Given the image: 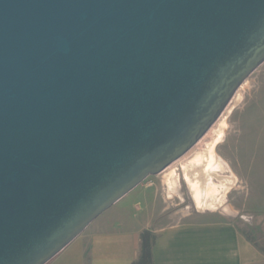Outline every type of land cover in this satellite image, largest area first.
Here are the masks:
<instances>
[{
  "label": "water",
  "instance_id": "water-1",
  "mask_svg": "<svg viewBox=\"0 0 264 264\" xmlns=\"http://www.w3.org/2000/svg\"><path fill=\"white\" fill-rule=\"evenodd\" d=\"M263 62L264 0H0V264L48 263Z\"/></svg>",
  "mask_w": 264,
  "mask_h": 264
},
{
  "label": "rangeland",
  "instance_id": "rangeland-1",
  "mask_svg": "<svg viewBox=\"0 0 264 264\" xmlns=\"http://www.w3.org/2000/svg\"><path fill=\"white\" fill-rule=\"evenodd\" d=\"M210 151L219 165L211 172L218 191L199 206L185 168L200 171L203 185L208 187L203 163L196 157ZM148 177L161 189L155 209L158 224L210 212L233 221L264 252V62L240 85L221 116L189 151L161 173Z\"/></svg>",
  "mask_w": 264,
  "mask_h": 264
},
{
  "label": "crops",
  "instance_id": "crops-1",
  "mask_svg": "<svg viewBox=\"0 0 264 264\" xmlns=\"http://www.w3.org/2000/svg\"><path fill=\"white\" fill-rule=\"evenodd\" d=\"M155 182L139 183L46 264H137L147 229L155 234L153 264H264V252L233 221L210 212L158 224Z\"/></svg>",
  "mask_w": 264,
  "mask_h": 264
},
{
  "label": "bare ground",
  "instance_id": "bare-ground-1",
  "mask_svg": "<svg viewBox=\"0 0 264 264\" xmlns=\"http://www.w3.org/2000/svg\"><path fill=\"white\" fill-rule=\"evenodd\" d=\"M213 158H214V154H213V152L211 153V151H210V153L198 154L196 157V160L198 162L203 163L202 165H203V169H204V175L208 181V185H207L208 187H205L203 185V176H202V173L200 171H196L194 169V167H193V169H187V167L185 168L186 180H187V182L191 188V191L193 192L194 198L196 199L199 206L205 205L207 200H208V197H210L212 194H214L215 192L218 191L217 185H215V183H213V181L211 179L212 170H216L217 168H219V165L215 161H213V160H215ZM204 164H205V166H204ZM212 196H214V195H212Z\"/></svg>",
  "mask_w": 264,
  "mask_h": 264
},
{
  "label": "trees",
  "instance_id": "trees-1",
  "mask_svg": "<svg viewBox=\"0 0 264 264\" xmlns=\"http://www.w3.org/2000/svg\"><path fill=\"white\" fill-rule=\"evenodd\" d=\"M141 237L140 253L135 262L137 264H153L152 247L155 240V234L147 229L142 232Z\"/></svg>",
  "mask_w": 264,
  "mask_h": 264
}]
</instances>
